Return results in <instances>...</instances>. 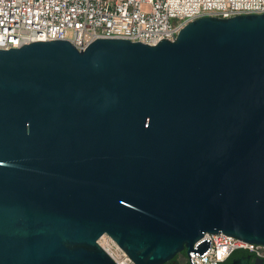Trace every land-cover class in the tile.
I'll return each instance as SVG.
<instances>
[{
	"label": "water",
	"instance_id": "1",
	"mask_svg": "<svg viewBox=\"0 0 264 264\" xmlns=\"http://www.w3.org/2000/svg\"><path fill=\"white\" fill-rule=\"evenodd\" d=\"M219 232L264 245V13L0 49V264H116L104 233L192 264Z\"/></svg>",
	"mask_w": 264,
	"mask_h": 264
},
{
	"label": "built area",
	"instance_id": "2",
	"mask_svg": "<svg viewBox=\"0 0 264 264\" xmlns=\"http://www.w3.org/2000/svg\"><path fill=\"white\" fill-rule=\"evenodd\" d=\"M258 13H264V0H0V49L54 39L83 49L100 37L155 44L163 38L173 40L186 23L200 16ZM204 238L210 246L202 256L189 251L192 264H218L236 249L264 260V245L221 232ZM97 243L116 264H135L107 234ZM185 262L190 264L188 254Z\"/></svg>",
	"mask_w": 264,
	"mask_h": 264
},
{
	"label": "flooded vegetation",
	"instance_id": "3",
	"mask_svg": "<svg viewBox=\"0 0 264 264\" xmlns=\"http://www.w3.org/2000/svg\"><path fill=\"white\" fill-rule=\"evenodd\" d=\"M185 252L184 250L175 254L170 260L166 261L167 264H185L184 259ZM230 259L227 264H256L255 253L245 249H236L229 256ZM264 261V260H263ZM163 263V264H165Z\"/></svg>",
	"mask_w": 264,
	"mask_h": 264
},
{
	"label": "trees",
	"instance_id": "4",
	"mask_svg": "<svg viewBox=\"0 0 264 264\" xmlns=\"http://www.w3.org/2000/svg\"><path fill=\"white\" fill-rule=\"evenodd\" d=\"M184 259H185V255H184ZM229 259H230V257L226 258L223 262H220L218 264H227ZM185 264H186V262H185Z\"/></svg>",
	"mask_w": 264,
	"mask_h": 264
},
{
	"label": "rangeland",
	"instance_id": "5",
	"mask_svg": "<svg viewBox=\"0 0 264 264\" xmlns=\"http://www.w3.org/2000/svg\"><path fill=\"white\" fill-rule=\"evenodd\" d=\"M171 22L173 23L174 22V19H172Z\"/></svg>",
	"mask_w": 264,
	"mask_h": 264
}]
</instances>
